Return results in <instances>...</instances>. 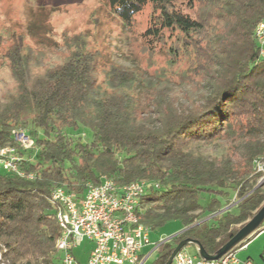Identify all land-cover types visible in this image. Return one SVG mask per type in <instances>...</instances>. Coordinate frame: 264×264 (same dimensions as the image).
I'll return each mask as SVG.
<instances>
[{
  "label": "trees",
  "instance_id": "1",
  "mask_svg": "<svg viewBox=\"0 0 264 264\" xmlns=\"http://www.w3.org/2000/svg\"><path fill=\"white\" fill-rule=\"evenodd\" d=\"M105 1L127 26L151 4L148 41L177 33L171 54L179 57L186 47L193 56L187 71L211 76L212 88L190 104L177 103L173 86L189 75L173 64L151 75L113 63L100 79L99 56L82 35L68 44L61 63L38 73L40 55L22 35L14 37L4 56L16 88L0 102V146L13 144L12 131L23 129L39 151L36 162L24 164L33 179L0 171V250L7 264H60L61 229L51 201L58 185L83 193L88 183L105 178L151 182L141 197V221L151 230L173 220L184 226L160 244L152 264H166L188 237L216 252L264 203V190L256 186L264 140L241 143L224 157L186 148L264 130V59L254 38L264 0H210L211 14L201 20L182 12L178 0ZM141 86L156 90L148 111ZM83 129L88 142L75 137ZM229 189L237 194L236 212L222 211Z\"/></svg>",
  "mask_w": 264,
  "mask_h": 264
},
{
  "label": "rangeland",
  "instance_id": "2",
  "mask_svg": "<svg viewBox=\"0 0 264 264\" xmlns=\"http://www.w3.org/2000/svg\"><path fill=\"white\" fill-rule=\"evenodd\" d=\"M176 6L192 18L207 19L212 11L210 0H178ZM152 5L146 7L134 17L132 25L127 26L113 11L105 0H0V102H5L15 92L16 82L11 75L4 54L14 37L23 36L24 41L39 56L42 67L35 65V71L61 63L69 54L70 45L75 37L86 38L88 47L99 56L100 79L104 70L113 63L122 65L132 71H147L154 75L173 64L176 72L187 71L193 65V56L186 47L179 48V57L171 54L170 47L177 44V33L166 31L164 40L148 41L144 35L152 14ZM148 76V73H145ZM189 78L175 84L171 95L179 104H190L191 101L207 95L213 84V78L205 73L194 74L187 71ZM142 105L145 110L152 106L155 88L141 86ZM153 124V122L151 123ZM41 133V132H40ZM83 141L90 140V133L80 130ZM264 140V130L254 131L237 141L220 138L213 143L192 142L186 145L188 150L209 157H224L241 143ZM39 148L36 146L25 150L24 155L36 162ZM0 171H6L0 167ZM256 186L264 190V172L256 180ZM230 201L222 211H237L236 191L228 190ZM228 208V209H227ZM211 218L208 217L207 220ZM211 222V221H210ZM184 229L179 220L170 221L158 230H152L150 239L158 243L169 239ZM264 229V223L261 226ZM168 241V240H167ZM152 244L145 252H152ZM1 246V244H0ZM185 249L191 254L198 252L195 244H187ZM264 249V230L252 236L247 246L238 249L241 260L250 259L253 264H264L261 253ZM160 251L154 250L144 264H152ZM0 264H7L0 250Z\"/></svg>",
  "mask_w": 264,
  "mask_h": 264
},
{
  "label": "built area",
  "instance_id": "3",
  "mask_svg": "<svg viewBox=\"0 0 264 264\" xmlns=\"http://www.w3.org/2000/svg\"><path fill=\"white\" fill-rule=\"evenodd\" d=\"M254 38L259 56L264 59V17L256 24ZM13 144L0 146V167L20 177L33 179L35 173H27L24 164L35 162L24 155L25 150L36 147L35 140L26 130L12 131ZM257 171L264 172V160L257 161ZM151 182L136 180L120 184L105 178L99 184L88 183L83 193L58 185L51 192L55 215L61 234L56 246L61 252L60 264H81L75 249L85 241L92 248L84 264H144L150 254L158 249L163 240L152 243L151 228L141 221V197ZM155 183L154 186H158ZM154 244L148 255L144 248ZM234 248L217 260H206L199 252L191 254L185 247L174 257L171 264H253L241 260Z\"/></svg>",
  "mask_w": 264,
  "mask_h": 264
},
{
  "label": "water",
  "instance_id": "4",
  "mask_svg": "<svg viewBox=\"0 0 264 264\" xmlns=\"http://www.w3.org/2000/svg\"><path fill=\"white\" fill-rule=\"evenodd\" d=\"M264 223V203L261 208L216 252L209 253L199 240L193 238H185L181 240L174 248L171 256L166 264H171L176 254L183 249L187 244H195L199 254L206 260H217L223 255L231 251L232 249L247 244L252 236L258 234L262 229L261 226ZM169 240V239H167Z\"/></svg>",
  "mask_w": 264,
  "mask_h": 264
},
{
  "label": "crops",
  "instance_id": "5",
  "mask_svg": "<svg viewBox=\"0 0 264 264\" xmlns=\"http://www.w3.org/2000/svg\"><path fill=\"white\" fill-rule=\"evenodd\" d=\"M264 229H262L261 231H263ZM260 231V232H261ZM259 232V233H260ZM248 244V243H247ZM147 247H149V246H146L145 248H144V252H145V249L147 248ZM91 248H92V243L91 242H89V241H85L81 246H79V247H77L76 249H75V254H76V256H77V259L79 260V262L81 263V264H84L86 261H87V259H88V257H89V254H90V251H91ZM150 253V252H149ZM148 252L146 253L145 252V254H149ZM151 255V254H150Z\"/></svg>",
  "mask_w": 264,
  "mask_h": 264
},
{
  "label": "bare ground",
  "instance_id": "6",
  "mask_svg": "<svg viewBox=\"0 0 264 264\" xmlns=\"http://www.w3.org/2000/svg\"><path fill=\"white\" fill-rule=\"evenodd\" d=\"M228 209V208H227Z\"/></svg>",
  "mask_w": 264,
  "mask_h": 264
}]
</instances>
